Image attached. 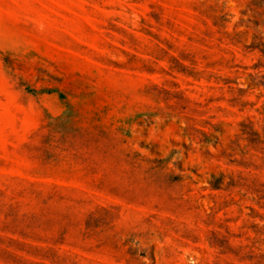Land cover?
Masks as SVG:
<instances>
[{
	"label": "rangeland",
	"instance_id": "rangeland-1",
	"mask_svg": "<svg viewBox=\"0 0 264 264\" xmlns=\"http://www.w3.org/2000/svg\"><path fill=\"white\" fill-rule=\"evenodd\" d=\"M0 264H264V0H0Z\"/></svg>",
	"mask_w": 264,
	"mask_h": 264
}]
</instances>
